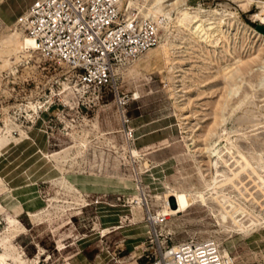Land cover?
I'll use <instances>...</instances> for the list:
<instances>
[{"label":"rangeland","instance_id":"374dc122","mask_svg":"<svg viewBox=\"0 0 264 264\" xmlns=\"http://www.w3.org/2000/svg\"><path fill=\"white\" fill-rule=\"evenodd\" d=\"M35 1L12 14L0 0V264H149L160 246L206 240L235 264H264V223L252 225L264 205V0H169L157 21L145 0H124L125 20L151 21L174 47L136 74L114 63L100 90L19 49ZM184 9L211 19V38L184 30ZM87 146L120 178L91 174ZM170 191L198 203L152 235L148 214Z\"/></svg>","mask_w":264,"mask_h":264},{"label":"built area","instance_id":"2783aa9c","mask_svg":"<svg viewBox=\"0 0 264 264\" xmlns=\"http://www.w3.org/2000/svg\"><path fill=\"white\" fill-rule=\"evenodd\" d=\"M122 0H37L20 28L37 39L47 59L65 64L85 88L112 87L114 63L133 60L160 42L151 21H126ZM149 264H224L213 242H183Z\"/></svg>","mask_w":264,"mask_h":264},{"label":"bare ground","instance_id":"6f19581e","mask_svg":"<svg viewBox=\"0 0 264 264\" xmlns=\"http://www.w3.org/2000/svg\"><path fill=\"white\" fill-rule=\"evenodd\" d=\"M31 1L32 0H7V2L5 3L6 7L4 9H5V11H7L9 13L17 14L16 11H19V13H20V12L28 9V6L30 5ZM123 1L124 0H122V3L120 5L121 10H122ZM174 1L178 2L180 0H174ZM35 3H36V1H35ZM168 3H169V0L168 1L145 0V4H148V6H150L147 10L150 11V13L152 14L151 17L153 16L151 19L154 21H157L160 18L170 19L171 14L168 11V8L173 7L174 4H168ZM138 5H139L138 2L131 0V6L133 8H136ZM138 10L141 11V8H138ZM140 13L144 16L145 19H148V17H149L148 14L144 13L143 11H141ZM178 14H179L178 23L184 28V30H187V31L197 30V31H200L199 34L204 33L207 38H211V33L205 30V24L209 23L210 25H212L213 23L211 22V19H207V17L205 15H203V13L201 11L189 12V10L184 9V10H181ZM20 15H23V14H20ZM256 18L261 20L259 24L264 26V17L262 15L258 14V15H256ZM222 23L223 22H219L217 24H219V26H222ZM157 30H158V28H157ZM161 41H162V38H160V42L156 46H158L159 44L160 45L157 48L152 49V50H150L151 49L150 48L148 55L144 56L143 59H140V57H142L148 50L144 54L139 56L138 58L130 60V61H134L133 65H131V67H130L131 73L133 72L136 74L137 71L144 68L148 62L153 63L155 66L166 65V63L164 64V58H165L166 54L169 52V49L174 47V45L169 42V39L164 40L162 43H161ZM19 49L21 51H28L29 52L28 54L40 52L39 51L40 50L39 42L37 41L36 38H34L30 35L24 36L21 39V45H20ZM41 54L44 55V53H41ZM238 71L239 70H236V73H234L235 71H233V73H234L233 76H235V78L238 76V74H237ZM231 77H232V75H231ZM230 91H231L230 93L233 92L232 87H231ZM135 97L137 99H139L140 93L135 92ZM127 134L128 133L125 132L126 137L129 138L128 137L129 135H127ZM3 147L4 146H2L0 149H3ZM228 156L232 160H237V157L233 152H228ZM202 197L204 198V196H202ZM160 202L163 203V210L160 212L159 216H155L151 211L148 214V217H149L150 222H151V233H152V235H153L154 231L159 233V229H161V227H159V224L162 223L163 218H165V220H168L170 217L181 214L186 209H189L190 207H192L196 203H198V202H195L194 199H188L187 197H181L179 194H177L176 192H173V191L167 192L161 198ZM258 205L261 208L258 211L259 220L253 222L252 225L258 224L261 222L264 223V205H262L260 203ZM148 207L151 208L150 205H148ZM262 223L259 226H262L263 225ZM220 226L222 228H226V227H224V224L220 223ZM228 229H230V228H228ZM230 231H231L230 233H232V232L233 233L234 232L235 233H247L248 232V230L243 229V228H231ZM207 241L214 243L217 254L223 260L224 264H235V261H234L233 257L230 255L229 251L225 247H223V242H222V245L219 244L218 242L214 241V240H206V241H202V242H207ZM192 242H194V241H192ZM225 242H227V240ZM198 243H200V242H198ZM177 246L178 245L171 246L170 250L166 248L165 257H168L169 254H171L175 250H177ZM131 264H137V262H133ZM168 264H173V263L169 262Z\"/></svg>","mask_w":264,"mask_h":264},{"label":"crops","instance_id":"0c3cea01","mask_svg":"<svg viewBox=\"0 0 264 264\" xmlns=\"http://www.w3.org/2000/svg\"><path fill=\"white\" fill-rule=\"evenodd\" d=\"M98 149V148H97ZM90 153V158H89ZM87 156L88 160L90 159L89 167H91L94 171L91 174L106 176L111 178H120L119 174H115L114 171H119L117 168H114V159L111 156L102 151L98 150H89V146H87ZM113 160V164L111 161ZM113 166V167H112ZM113 171H111V170Z\"/></svg>","mask_w":264,"mask_h":264},{"label":"water","instance_id":"95a60500","mask_svg":"<svg viewBox=\"0 0 264 264\" xmlns=\"http://www.w3.org/2000/svg\"><path fill=\"white\" fill-rule=\"evenodd\" d=\"M255 30L264 36V26H256Z\"/></svg>","mask_w":264,"mask_h":264}]
</instances>
